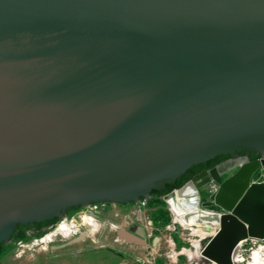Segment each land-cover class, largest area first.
<instances>
[{"label": "water", "instance_id": "water-1", "mask_svg": "<svg viewBox=\"0 0 264 264\" xmlns=\"http://www.w3.org/2000/svg\"><path fill=\"white\" fill-rule=\"evenodd\" d=\"M242 152L176 189L218 183V264L264 242V0H0V244Z\"/></svg>", "mask_w": 264, "mask_h": 264}, {"label": "rangeland", "instance_id": "rangeland-1", "mask_svg": "<svg viewBox=\"0 0 264 264\" xmlns=\"http://www.w3.org/2000/svg\"><path fill=\"white\" fill-rule=\"evenodd\" d=\"M237 170H232L223 179ZM262 175L264 168L254 175V181H263ZM199 195L201 201H206L208 188L199 190ZM165 196H153L125 205L85 208L65 215L39 233L29 228L21 229L4 247L0 264H212L202 256L206 243L213 238L212 231L204 228L206 236L201 239L197 229L177 223ZM209 210L219 212L217 208ZM82 212L93 213L103 223L95 238L87 237L85 229L79 228L68 238L57 235L52 242H41L58 228L62 220H73ZM116 224L120 227L112 226ZM126 233L144 243H134ZM258 245L255 241L240 244L236 256L244 261L233 264H248L250 253Z\"/></svg>", "mask_w": 264, "mask_h": 264}, {"label": "bare ground", "instance_id": "bare-ground-1", "mask_svg": "<svg viewBox=\"0 0 264 264\" xmlns=\"http://www.w3.org/2000/svg\"><path fill=\"white\" fill-rule=\"evenodd\" d=\"M247 159H238L231 163L226 164L220 170V176L223 177L230 173L234 169H239L246 163ZM264 177V175H262ZM254 181V178H253ZM264 181V180H263ZM257 182V181H255ZM262 182V181H260ZM208 186H214L215 191L218 189V183L216 181H212ZM211 193L209 194V196ZM165 202L168 204L169 211L177 223L187 228L197 229V233L201 239L206 236L205 229L209 228L212 232L213 238L218 234L217 231L220 229V220H221V211L219 212L209 210L210 208H205L202 206L203 201H201V197L197 189L193 186H186L183 190L173 191L172 194H169L164 197ZM89 209V208H87ZM115 217H119L118 215H114ZM64 218V217H63ZM63 222L58 226V228L52 232L47 234L41 242L48 243L52 242L53 238L57 235H61L64 238H68L74 230L79 228L85 229V235L90 238H95L99 233L102 224L100 220L93 214L88 213H80L77 218L73 220L64 219ZM70 221V222H69ZM115 227H120L119 224L112 225ZM78 231V230H77ZM216 231V232H215ZM212 238V239H213ZM246 241H254V240H244L239 243L236 250L233 253L232 259L233 263L244 261V259H239V256H236V252L240 244ZM259 245L257 248L253 249L249 255L248 264H264V242L255 241ZM201 249V248H200ZM185 255V253H183ZM191 256V255H190ZM203 256V255H202ZM212 264H218L215 261L209 260Z\"/></svg>", "mask_w": 264, "mask_h": 264}, {"label": "trees", "instance_id": "trees-1", "mask_svg": "<svg viewBox=\"0 0 264 264\" xmlns=\"http://www.w3.org/2000/svg\"><path fill=\"white\" fill-rule=\"evenodd\" d=\"M259 157H260V155H251L250 156V160H255V159H258ZM229 158H230L229 155H221V156H218L215 159L210 160V161H208V162H206L204 164H200V165L193 166L180 179H178L174 184L168 185V186H166L165 189H162L160 191H152L151 192V196H154V197H163L165 195H168L172 191H174L176 189L182 188L196 174H198L202 169H211L215 165H217L218 163H220L222 161H225V160H227ZM78 209H81V207L72 208V209H70L68 211H75V210H78ZM58 221H59V219H53L51 221H47V222H44V223L29 225L28 228H31L32 227V228H34V230L37 233H39V232H42V229L41 228H43V227L45 228V227H49V226L55 225ZM23 228H26V226L18 225L17 228H16L15 233L18 232L20 229H23ZM5 246L6 245H4V244H0V258L3 255L4 247Z\"/></svg>", "mask_w": 264, "mask_h": 264}, {"label": "flooded vegetation", "instance_id": "flooded-vegetation-1", "mask_svg": "<svg viewBox=\"0 0 264 264\" xmlns=\"http://www.w3.org/2000/svg\"><path fill=\"white\" fill-rule=\"evenodd\" d=\"M251 155H258V154H253V153H250V152H242V153H238V154H236V155H234V156H232V157H230L229 159H227V160H225V161H222V162H220V163H218L217 165H215L214 167H218V169H222L226 164H228V163H231V162H233V161H235V160H238V159H248V160H250V156ZM260 158V157H259ZM258 158V159H259ZM256 160V159H255ZM213 167V168H214ZM212 169V168H211ZM211 169H202L200 172H202V171H209V170H211ZM199 172V173H200ZM198 173V174H199ZM197 175V174H196ZM195 175V176H196ZM192 180V179H191ZM191 180L189 181V182H191ZM188 182V183H189ZM185 186V185H184ZM34 225V224H33ZM26 228H28V226H26ZM29 229H31V230H33L34 231V228H29ZM41 229H44V227L43 228H41Z\"/></svg>", "mask_w": 264, "mask_h": 264}, {"label": "built area", "instance_id": "built-area-1", "mask_svg": "<svg viewBox=\"0 0 264 264\" xmlns=\"http://www.w3.org/2000/svg\"><path fill=\"white\" fill-rule=\"evenodd\" d=\"M190 184H188L187 186H189ZM208 190H209V194L211 193H214L215 192V187L214 186H208ZM174 191H176V190H174ZM179 191V190H178Z\"/></svg>", "mask_w": 264, "mask_h": 264}]
</instances>
